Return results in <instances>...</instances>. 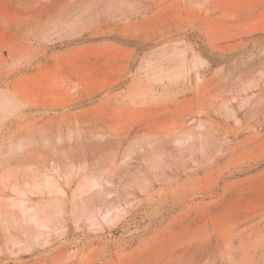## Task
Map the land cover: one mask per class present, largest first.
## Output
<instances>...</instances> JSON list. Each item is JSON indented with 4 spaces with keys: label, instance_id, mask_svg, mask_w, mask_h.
<instances>
[{
    "label": "rangeland",
    "instance_id": "rangeland-1",
    "mask_svg": "<svg viewBox=\"0 0 264 264\" xmlns=\"http://www.w3.org/2000/svg\"><path fill=\"white\" fill-rule=\"evenodd\" d=\"M0 264H264V0H0Z\"/></svg>",
    "mask_w": 264,
    "mask_h": 264
}]
</instances>
